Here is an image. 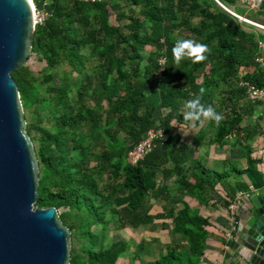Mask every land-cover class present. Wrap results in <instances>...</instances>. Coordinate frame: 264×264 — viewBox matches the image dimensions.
<instances>
[{"label":"trees","instance_id":"16d2710c","mask_svg":"<svg viewBox=\"0 0 264 264\" xmlns=\"http://www.w3.org/2000/svg\"><path fill=\"white\" fill-rule=\"evenodd\" d=\"M33 1L49 13L35 27L32 48L46 64L37 72L25 65L13 76L40 164L36 204L54 205L69 220L70 264H118L121 258L130 259L128 264H199L210 223L186 202L177 209L175 194L202 203L204 184L221 183L228 207L249 185L239 181L240 170L232 181L229 171L213 172L194 159L193 145L183 141L177 125L189 124L184 102L199 95L223 117L219 127L208 120L217 139L246 132L243 114L249 110L251 117L256 103L242 82L264 85V32L216 0H115L117 23L110 20L107 0ZM220 1L242 13L236 0ZM251 18L264 23V1ZM177 39L205 44L206 59L174 63ZM64 65L80 79L55 85ZM152 127L163 128L166 140L137 164L128 163V151ZM248 160L245 173L261 189L257 161L250 154ZM124 229L137 234L132 248ZM158 229L168 242L141 235Z\"/></svg>","mask_w":264,"mask_h":264},{"label":"water","instance_id":"95a60500","mask_svg":"<svg viewBox=\"0 0 264 264\" xmlns=\"http://www.w3.org/2000/svg\"><path fill=\"white\" fill-rule=\"evenodd\" d=\"M36 10L33 0H0V264L71 261V229L56 206L36 204L40 164L13 76L32 59ZM247 211L230 248L239 264H264V187Z\"/></svg>","mask_w":264,"mask_h":264},{"label":"crops","instance_id":"0c3cea01","mask_svg":"<svg viewBox=\"0 0 264 264\" xmlns=\"http://www.w3.org/2000/svg\"><path fill=\"white\" fill-rule=\"evenodd\" d=\"M107 1L110 6L109 10L111 17L115 16L114 18L116 20V13L112 10L113 8H111V3L115 0ZM243 116L244 120L242 122V127L246 128V132H243L242 129H240L239 132L235 130L230 135L222 138L219 137L218 139L215 132L216 126L219 127V124L216 123V126H213L208 120H205L202 124L194 122L195 126H190V124L186 125L184 123L178 124L177 131L180 132L183 141L193 145L194 159L201 161L213 172L224 173L229 171V173L232 174V177H230V180L232 181L238 180L239 174L237 170H240L242 171V174L239 176V181H242L245 186L249 185L252 189L254 188L257 190V188L252 186V182L245 171L249 167L248 155L250 154V156L257 161V175L264 187V169L261 168L259 160V154L264 138V106L253 104L251 117L249 110H247L246 114H243ZM167 166L173 167V163L170 162ZM249 187L244 190H248ZM204 191L206 201L202 203L197 200V198L185 194L184 192L179 193L177 191L174 197V200L176 199L174 204L177 209L183 206V202H186L210 223L205 226L211 234H209L207 238L206 248L203 255L200 257L199 264H239L235 252L230 248V242L234 237L227 239L221 233H224V229L228 226V213L226 207L228 197L225 188H223L221 183H217L215 188H212L205 183ZM177 198H179L180 201L177 202ZM249 204L250 201L246 200L245 205L239 210L238 217L240 222L238 229L242 226L247 217ZM167 205L170 207L172 204L167 203ZM155 211H163L162 206L155 205ZM211 223L214 226H212ZM160 233L165 234L163 230L158 229L155 233L142 231L141 235L158 236L162 243H166V240L163 239V237L167 238L166 234L161 235ZM123 236L126 238L125 235ZM121 259L124 261H130V259L127 258Z\"/></svg>","mask_w":264,"mask_h":264},{"label":"built area","instance_id":"2783aa9c","mask_svg":"<svg viewBox=\"0 0 264 264\" xmlns=\"http://www.w3.org/2000/svg\"><path fill=\"white\" fill-rule=\"evenodd\" d=\"M79 2H98L102 0H75ZM220 5L230 12L232 15L236 16L240 21L246 22L250 25H253L258 30L264 32V23L259 22L257 20L252 19L245 13H240L236 10L234 6H226L220 0H218ZM264 0H236L237 6L247 7L249 10L257 11L260 9ZM49 13L46 10H41L37 8L36 10V25L42 24L47 19ZM259 45L262 49H264V41L260 40ZM262 61L263 58L260 57ZM165 58L160 59L161 69L158 72V75L161 76L162 71L164 70ZM243 85L247 87L246 95L247 98L256 104H260L264 106V85L257 86L249 81H243ZM166 140V132L163 128H149L145 137L139 141L136 145H134L127 153L126 160L130 164H137L139 161L143 160L145 156L155 147L157 142H162ZM259 160L261 168L264 169V138H263V145L260 150ZM257 190L252 187L248 190L239 189L234 199L230 202L229 206L227 207L228 213V226L224 229L223 236L227 239H231L235 236V233L239 227V217L238 213L239 210L245 205V201L251 200V197Z\"/></svg>","mask_w":264,"mask_h":264},{"label":"clouds","instance_id":"9594fccd","mask_svg":"<svg viewBox=\"0 0 264 264\" xmlns=\"http://www.w3.org/2000/svg\"><path fill=\"white\" fill-rule=\"evenodd\" d=\"M172 55L174 63L179 64L185 57L190 58L192 63L200 62L206 59L205 53L207 46L203 43L195 42L191 39H177L173 48ZM204 89H200L203 93ZM183 119L190 126H195L194 122L203 123L205 120L213 121L217 124L223 119L212 105L201 103V98L197 95L195 98L184 102Z\"/></svg>","mask_w":264,"mask_h":264},{"label":"rangeland","instance_id":"374dc122","mask_svg":"<svg viewBox=\"0 0 264 264\" xmlns=\"http://www.w3.org/2000/svg\"><path fill=\"white\" fill-rule=\"evenodd\" d=\"M239 8H240V11L242 13H245L248 16L249 15H251V16L256 15V11L249 10L247 7L240 6ZM114 17L115 16H112L111 20H112L113 23H116V20H115ZM45 64H46L45 61L41 60L36 53H33L32 59H31V61H30L28 66L33 70V72H37V71L41 70L45 66ZM70 68L71 67L69 65H64V66L60 67V70H58V72H56L55 75H54L53 82H54L55 85L61 84L63 81L73 82L75 79L76 80L80 79V78H78V73L77 72H73V74H72V71H71ZM41 79L42 78H40V80ZM89 80H91V78H89ZM43 85H45V84H43ZM121 92L124 93L123 90ZM26 111H27V113L29 115V119H31L30 110L27 109ZM61 211H63V208L61 209ZM63 221H64V223L66 225L70 224L69 220L67 218H65V217H63ZM160 234L161 235H165L164 233H160ZM123 235H125L127 239H131V242H132L131 248H132V245H133L135 239H137V234L134 233L130 229H124V230H122V236ZM132 238L134 240H132ZM163 239L167 241L166 237H163ZM118 264H128V262L126 260L125 261L121 260V261L118 262Z\"/></svg>","mask_w":264,"mask_h":264}]
</instances>
